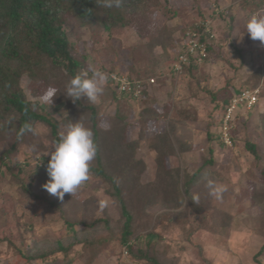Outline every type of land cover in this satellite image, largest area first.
Here are the masks:
<instances>
[{"label":"trees","instance_id":"obj_1","mask_svg":"<svg viewBox=\"0 0 264 264\" xmlns=\"http://www.w3.org/2000/svg\"><path fill=\"white\" fill-rule=\"evenodd\" d=\"M193 1L196 3L195 12L199 17L189 24L172 25L170 22L178 13L169 0H123L118 8L104 7L103 0H0V165L4 166L9 175V183L16 185L21 193L47 201L48 196L29 192L19 176V168L12 167L10 159L19 152L22 156L28 157L31 156V153H40L53 147L61 132L59 121L47 111L44 105L27 96L21 84L22 79L26 77L33 82L38 81L56 89V95L52 98V102L62 105L65 111L64 117L69 119L68 123L78 120L93 131L97 155L91 162L90 177L100 179L105 183L104 191L113 199L119 212V218L114 226L106 217L85 221L92 205H85L86 203L82 202L80 210L83 217L80 218V223L90 233L81 238H77L73 234L67 243L57 238L44 245H40L36 240L32 241L31 245L25 244L26 251L22 256L28 262H42L49 255L59 252L66 253L75 243L81 241L83 247L87 248L81 257L85 258L84 264H89L100 249L106 248L108 243L116 238L121 245L127 247V255H131L133 261L162 264L159 258L160 254L153 249L152 232L149 231L154 207L158 205L162 210L164 208L166 210L189 208L195 213L207 209L209 203L202 206L204 202L202 198H210V189L208 187V191L202 192L199 187L202 185L201 181L212 178L210 169L206 167V164L212 162V158L204 157L201 166L191 173L183 172L178 167L167 168L165 166V157L170 149L175 148L172 150L178 152L188 149L180 135L177 134L173 121L161 133L156 134L148 141L146 139L148 148L154 153L155 174L154 178L148 182L140 181V175L145 169V162L137 158L136 152L141 140L145 139L144 123L147 119H154L158 115L149 107L144 106L136 115L140 126L138 136L128 140L126 139V127L128 126L129 112L123 107H129L132 100L146 101L148 89L152 84H147L138 97H133L130 93L122 94L110 80L109 75L113 70L109 68L110 72H104L107 80L103 86V93L96 102L82 97L74 103L65 94L66 85L70 79L77 73L87 70V64L86 54L75 50L64 26L69 25L71 28H75L76 25L79 28L84 27L92 31L99 30L103 41L99 38L97 41H93L94 49L101 52L106 47L115 58V56L118 57L117 47L109 39H112L115 34L130 30L135 24L137 25L135 32L144 41L137 46L129 47L128 52L132 58H135L137 53L145 54L147 63L141 70L135 69L133 64H130L125 75L130 80H147L148 78L145 77L159 76L161 73L151 61L155 49L165 47V40L171 42L174 48L178 46L175 53H172L171 48L164 49L168 56L171 55L170 59L173 58L170 74L177 77L186 75L193 78L197 88L210 96L211 101L214 102V109H220V115H211L206 125V140L207 143L215 141L224 145L220 139L221 126L223 116L231 104L232 98L245 88L252 89L264 85L262 83L264 49L261 46L256 48L240 46L234 49L238 63L232 61L231 58L227 59L234 71L240 70L244 64L243 59L241 60L244 52H248L250 55L252 69L244 87L239 86L233 88L234 90L229 82L214 90L209 89L207 83H204L200 88V83L205 77L200 76L201 74L198 75L199 67L206 63L210 56H220L221 49L218 46L219 43L215 42L216 37L208 42L207 54L201 62L197 63L196 58L190 56L188 61L182 64L179 72H175L174 62L177 60V55L183 51L179 45L183 41L185 32L194 29L196 21L205 19L214 21L215 17L222 16L220 10L224 9L228 15L229 27L232 29L235 12L240 16L243 15L248 21L250 16L257 12L256 9L261 7L264 0H228L229 2L224 8H221L220 0H215L218 7H207L210 9L207 14L205 13L207 9L201 7L204 0ZM135 19L145 22V25L149 24L150 27L146 28L145 32L142 31ZM105 70L104 65L101 67V71ZM87 71L91 75L92 70ZM258 97L262 100L258 98L252 110L256 107L263 113L264 87L259 91ZM111 105L114 106V110L108 126L104 128L100 124L102 111ZM242 111L234 116L229 131L230 138L232 145L235 144L237 137L241 139L245 151L259 170L261 181L254 186L251 198L264 214V122L262 114L258 118L252 119L251 110ZM245 113H248L246 119L241 118L237 124L236 120ZM160 114L167 115L164 112ZM251 120L256 121V126L252 128L259 133V136L254 140L251 139L250 132H248L250 129H248V124ZM26 123L31 124L36 129V133L25 132L23 136H19L20 129ZM40 125L44 126L46 130L42 136L37 132V127ZM213 126L216 127V132L210 130ZM239 131L242 132L241 136H238ZM208 151L211 155V148ZM36 170L41 174L44 183L50 179L47 170L39 166ZM114 178H119V183H116ZM194 196H198V203L194 202ZM48 202L60 211L59 215L64 224L74 225L73 221L68 220L65 216L59 202L53 200ZM176 214L179 213L176 212ZM6 220L7 212L3 207H0V226ZM98 227L99 229H97ZM138 231H146L147 239L144 248H135L131 245L130 241ZM24 241L22 239V243H25ZM263 249L264 244L255 256L260 254Z\"/></svg>","mask_w":264,"mask_h":264},{"label":"rangeland","instance_id":"obj_2","mask_svg":"<svg viewBox=\"0 0 264 264\" xmlns=\"http://www.w3.org/2000/svg\"><path fill=\"white\" fill-rule=\"evenodd\" d=\"M169 1L178 13L172 18L170 24H189L199 17L195 12L196 3L193 0ZM228 2V0H220L219 4L221 8H224ZM201 4L202 8L207 9L206 14L210 12L207 7H218L215 0H204ZM253 10L255 11V8ZM256 10V13L264 15V3ZM220 11L222 16L215 17L213 23L216 33L215 42L219 43L218 46L221 49L220 56H210L208 61L199 67L198 75L205 77L200 83V88L207 83V87L214 90L224 86L226 82L231 84L232 89L242 87L252 71L249 53H243L241 60L243 59L244 64L237 72L227 59L231 58L232 61L238 63L234 49L240 46L254 48L261 46L264 49V44L259 40H252L245 31L247 21L243 15L240 16L235 12V20L231 29L227 12L224 9ZM135 22L139 23L144 32L150 27L149 24L145 25V22L138 19ZM136 26L133 24L130 30L115 34L112 37L113 40L109 39L117 47L118 57L115 56V58L106 47L101 52L94 49L93 41H97L98 38L103 41L99 30L92 31L76 25L75 28L66 25L64 30L67 31L69 41L74 45L75 50L86 54L87 70L101 71V67L105 65L106 70L103 73L110 72L109 68H112L113 72L110 73L125 75L130 64H133L135 69L141 70L147 63L145 54L137 53L135 58H132L128 52L129 47L137 46L144 41L135 32ZM171 46L172 43L165 40V47H157L154 51L151 61L161 74L152 75L155 82L148 89L146 101L132 100L129 107H123L129 112L126 127V139L128 140L138 136L140 126L136 115L144 106L149 107L158 115L154 119H147L144 123L145 139L141 140L136 152L137 158L145 162L140 181L148 182L154 178L155 174L154 153L148 148L147 141L161 133L173 121L177 134L180 135L188 149L182 152L172 150L175 148L170 149L165 157V166L167 168L178 167L183 172L191 173L201 166L204 157L210 156L212 162L206 164V167L210 169L212 178L201 181L200 191H208L209 181L216 186H224L226 191L221 199H216L211 194L210 198L205 197L206 200L203 197L202 206L207 203L210 206L196 213L189 208L177 210L164 208L162 210L156 205L149 228L152 232L153 249L160 254L162 264H259V262L264 264V249L255 256L264 244V214L251 198L254 186L261 181L259 170L245 151L239 137L231 147L215 141L207 143L206 125L211 115H220V109H214V102L211 101L210 96L197 88L193 78L170 74L173 58L170 59L171 55L168 56L164 49L171 48L172 53L178 49V46L175 48ZM145 78L149 79L150 76ZM262 83H264V78ZM21 84L29 98L43 104L47 111L59 121L60 130L63 131L69 119L64 117L65 111L62 105L45 102L43 99L44 93L51 87L38 81L33 82L26 77L22 79ZM259 86L260 90L264 87V85ZM113 110V105L103 109L100 121L102 127L108 126ZM161 112L167 115H161ZM247 114H241L236 120L237 124L241 118L245 120ZM260 114L264 122V112L261 113L256 107L251 110L252 119L258 118ZM255 126L256 121L253 120L248 124V129L250 128L248 132L253 140L259 136V133L252 128ZM210 130L216 132V127L213 126ZM37 132L42 136L46 133L45 127L38 126ZM241 135L242 132L239 131L238 136ZM209 148L212 150L211 155H209ZM53 150V147H49L43 152L31 153L28 157L22 156L19 152L10 159V165L19 168V176L29 192L48 196L47 201L21 193L16 185L9 183V175L4 166L0 165V207L7 212L6 222L0 226V264L30 263L22 254L26 251L25 244L31 245L34 240L40 245L49 244L57 238L67 243L73 234L77 238L89 234V230L84 229L83 224L80 223V218L83 217L80 210L82 202H85V205H92L85 221L106 217L114 226L119 218L118 208L114 205L113 199L105 193L106 185L100 179L90 177L73 196L65 194L62 200L51 195L43 187L45 183L36 168L39 166L47 170V163ZM52 200L59 202L65 216L73 221L74 225L63 223L59 215L60 211L48 202ZM101 200L108 202L103 209L100 207ZM145 233L146 231H138L131 239V245L135 248H144L147 239ZM22 239L25 243H22ZM86 250L87 248L83 247L80 241L66 253L59 252L47 256L44 262L46 264H84L85 258L81 256ZM124 251H126V246L121 245L115 238L108 243L106 248L100 249L89 264H132L133 257L129 254L125 256ZM139 262L146 264L144 261Z\"/></svg>","mask_w":264,"mask_h":264},{"label":"clouds","instance_id":"obj_3","mask_svg":"<svg viewBox=\"0 0 264 264\" xmlns=\"http://www.w3.org/2000/svg\"><path fill=\"white\" fill-rule=\"evenodd\" d=\"M122 2L123 0H103V6L118 8ZM246 32L252 40H259L264 44V15L259 13L252 14L247 21ZM106 80V74L99 70H92L91 75H89L87 70L81 71L70 79L66 85L65 94L74 103L82 97H86L91 102H96L103 93V86ZM56 91L54 88H49L43 95L44 101L52 103V98L56 95ZM25 132H33L35 134L36 129L31 124L26 123L20 129L19 136H23ZM53 148L54 150L51 151L50 159L47 163V172L50 179L43 187L51 195L57 196L62 200L65 194L73 196L90 179L91 162L97 155V145L94 141L93 131L77 120L65 125L63 131L59 133L58 141L54 143ZM114 179L116 183H119V178ZM208 187L210 194L216 199H221L222 194L226 191L224 186H216L211 181H209ZM193 200L198 203V196H194ZM107 203L106 200H101V209L105 208ZM42 262L46 264V262ZM137 262L142 264L139 261Z\"/></svg>","mask_w":264,"mask_h":264},{"label":"built area","instance_id":"obj_4","mask_svg":"<svg viewBox=\"0 0 264 264\" xmlns=\"http://www.w3.org/2000/svg\"><path fill=\"white\" fill-rule=\"evenodd\" d=\"M194 29H189L185 32L183 41L179 45V48L183 49L182 53L177 55V60L174 62L175 72H179L183 63L187 62L190 56L196 58V62L199 63L207 54L208 42L213 40L215 32L213 30V21L211 19L198 20L194 23ZM110 80L114 82L118 92L130 93L133 97H138L142 94L145 86L151 85L155 82V78L151 77L148 80H130L128 76L124 74L111 73ZM259 87L252 89L245 88L241 92L232 98L231 104L227 107L223 116V122L221 126V141L225 146L231 147L232 141L230 138V128L232 121L236 113L241 110H252L253 106L258 101ZM125 256L127 251H124ZM30 264H44L43 262H32ZM132 264H139L138 262H132Z\"/></svg>","mask_w":264,"mask_h":264}]
</instances>
